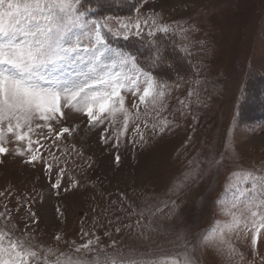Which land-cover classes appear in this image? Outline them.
I'll return each mask as SVG.
<instances>
[{"label":"rangeland","instance_id":"rangeland-1","mask_svg":"<svg viewBox=\"0 0 264 264\" xmlns=\"http://www.w3.org/2000/svg\"><path fill=\"white\" fill-rule=\"evenodd\" d=\"M79 7L88 10L89 25L100 22L113 31L134 23L137 15L158 12L167 33L156 40L146 33L156 34L158 28L144 27L145 35L135 36L133 29L132 37L146 52L145 62L153 61L146 67L155 69L164 55L165 63L174 62L179 71L158 77L164 95L155 104L151 97L141 104L135 90L126 89V111L105 114L103 125L89 126L82 112L65 108L67 119L53 127L74 130L54 144L43 140L46 129L36 128L42 122H33V139L41 140L45 162L53 163L55 156L54 172L65 170L58 193L44 164L26 163L27 156L16 155L9 139V154L0 156V192L5 193L0 211L10 209L15 238L41 262L53 261L51 252H56L89 262L103 253L99 259L109 264H183L185 259L228 264L227 252L206 246L207 237L222 234L218 229L231 219L227 208L235 205L239 216L250 198L257 204L264 199V0H82ZM105 7L115 14H102ZM137 67L146 68L140 62ZM124 71L135 78L131 66ZM165 122L170 127L160 134ZM102 134L107 143L101 142ZM251 211L264 212V207ZM247 218L251 221V212ZM252 226L229 231L225 239L248 264H260L264 234L251 232ZM8 227L0 218V230ZM88 240L97 242L95 251L77 252ZM29 264L36 262L29 259Z\"/></svg>","mask_w":264,"mask_h":264},{"label":"snow or ice","instance_id":"snow-or-ice-1","mask_svg":"<svg viewBox=\"0 0 264 264\" xmlns=\"http://www.w3.org/2000/svg\"><path fill=\"white\" fill-rule=\"evenodd\" d=\"M81 2L82 0H0V156L9 154L10 149L6 144L11 138L16 144L15 154L27 156L26 163L44 164L45 171L50 174L51 187L57 190V193L61 188L65 170L61 167L54 172V163L57 161L55 156L52 158L53 163L45 162L41 140L33 139V122L37 119L42 122L36 124V128L46 129L49 135L43 136L41 132L43 140L54 144L55 140L61 139L65 134H71L74 130L63 126L57 131L53 127L54 122L60 123L67 119L65 108L82 112L89 126L103 125L107 118L105 114L126 111L124 108L126 89L129 91L134 89L133 95L138 97L141 104L149 97L155 104L158 98L164 95V85L158 82V77L173 68L179 71L174 62L165 63L164 55H161L159 61H155L157 65L155 69L138 68L137 64L140 62L138 51L125 52L110 46L108 36L130 40L133 29L137 37L145 35L144 27L158 28L156 34L146 33L154 39H157L160 33H167L168 25H161L158 12L137 15L134 23L132 21L121 23L119 29L113 31L107 24L100 22L89 25L85 19L88 10H80ZM158 47L156 45L155 50H158ZM151 62L153 61L149 60L145 63L147 65ZM128 66H131L135 78L124 71ZM133 106H137L135 100ZM127 124L125 117V130ZM139 127L137 124L136 129ZM169 127L170 125L165 122L158 131L163 134ZM113 139L118 144V137ZM101 142L107 143L104 134L101 135ZM119 159L117 154V163ZM75 186L74 182L72 187ZM253 187L255 188V184ZM260 188L261 194H264V183H261ZM3 195L5 193L0 192V196ZM255 200V197L250 198L239 216L236 215L235 205L227 208L226 215L231 219L218 229L222 234L207 237L206 246L213 247L221 253L227 252L228 264H248L242 254L232 248L225 239L229 231H239L241 227L247 230L251 222L253 225L251 232L264 234V212L251 211L253 207H264V199L258 204ZM248 212H251V221L247 218ZM27 215L33 223L37 222L35 214L30 210ZM257 216L259 221H256ZM0 218L9 225L8 231L0 230V264H29V259L36 264H109L107 258L99 259L101 255H106L103 253H97V259L89 262L73 259L67 254L51 252L55 259L50 262L46 258L41 262L36 251L15 238V225L11 224V211L7 206L4 211H0ZM57 239L60 237L57 236ZM257 242V236L252 235L251 247L255 248ZM96 243L88 240L78 246L76 251L79 252L81 249L95 251L93 246ZM112 264L118 262L112 261ZM122 264L145 262L128 260ZM148 264L167 262L156 261ZM172 264L177 262L172 261ZM183 264L193 262L185 259ZM260 264H264V258H261Z\"/></svg>","mask_w":264,"mask_h":264},{"label":"trees","instance_id":"trees-1","mask_svg":"<svg viewBox=\"0 0 264 264\" xmlns=\"http://www.w3.org/2000/svg\"><path fill=\"white\" fill-rule=\"evenodd\" d=\"M109 11V7H105L103 10H102V14L105 13V14H108V13H114V12H107ZM101 14V15H102ZM115 14V13H114ZM113 15V14H112ZM103 16V15H102ZM162 34V33H160ZM164 35V34H163ZM150 36V35H149ZM168 36V37H167ZM166 37L169 39V42L171 43H174V40L173 38L170 37V35H167ZM109 37V36H108ZM166 38V41L168 43V39ZM110 41H117L118 42V45H120L123 49H125V51H129V50H132V51H138L139 55H140V64L143 66V67H146V63H145V54L146 52H143L140 50V48L138 47V45H135L136 43H138L139 39L137 37H132L130 40H122V39H114L113 37L112 38H109ZM158 40V38L156 39ZM140 43V41H139ZM144 59V60H143ZM185 61L188 60L186 58H183ZM188 61H191L190 59Z\"/></svg>","mask_w":264,"mask_h":264}]
</instances>
